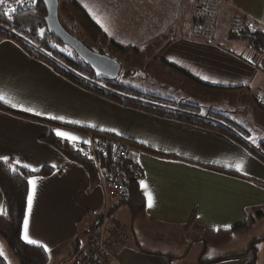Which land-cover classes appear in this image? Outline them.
<instances>
[{
    "label": "crops",
    "instance_id": "1",
    "mask_svg": "<svg viewBox=\"0 0 264 264\" xmlns=\"http://www.w3.org/2000/svg\"><path fill=\"white\" fill-rule=\"evenodd\" d=\"M241 2L242 17L264 31V0ZM103 29L109 30L106 25ZM227 43L224 42L222 49L218 44L176 36L163 46L162 56L173 70H181L205 85L221 89L253 86L258 98L264 91V74L255 70L253 64L257 53L264 57V48L251 43L250 48L252 44L255 48L250 50L233 41ZM205 76L207 80L202 79ZM0 95L17 105L14 108L0 101L4 106L0 108V157L7 156L11 162L19 161L20 166L27 164L28 169L36 171L44 167L54 169L48 176L33 178L36 191L29 215V235L50 249L46 252L48 264H67L66 260L70 259L73 264L85 244L81 247L76 243L73 248L72 242L82 233L89 237L91 232L88 226L85 231L82 220L86 218L91 225L100 216L104 193L90 185L88 174L79 164L66 159L44 138L58 137L57 129L69 132L78 140L58 138L76 150V146L85 141L84 134L59 128L50 117L73 116L72 105L82 108L85 101L92 106L107 104L75 89L49 66L28 56L2 35ZM113 107L116 112L119 110ZM130 110L121 108L120 119L130 116L128 121L138 124L135 127L119 120L113 121L114 125L99 124L95 115L88 112L85 113L90 125L83 126L110 132L146 149L131 154L143 172L136 184L144 201L141 217L134 219L127 206L117 200L109 203L110 222L123 225L127 238L125 244L119 246L114 264H207L200 260L228 256L235 257L208 264H248L246 247L264 234L257 226L261 221L262 225L264 223V164L238 141L220 133L177 121L142 117ZM37 112L40 115H36ZM237 138L243 140L240 136ZM240 163L243 171L237 172L235 165ZM141 181L152 196V208L147 206L148 197L141 188ZM250 218L255 219L252 228L247 229L248 233L241 232L245 231L243 226ZM233 228L237 229L232 231ZM228 230L231 238L223 245L205 244L198 233ZM239 242L243 244L240 248ZM255 247L253 264H264L259 261L264 256V242H258Z\"/></svg>",
    "mask_w": 264,
    "mask_h": 264
},
{
    "label": "rangeland",
    "instance_id": "2",
    "mask_svg": "<svg viewBox=\"0 0 264 264\" xmlns=\"http://www.w3.org/2000/svg\"><path fill=\"white\" fill-rule=\"evenodd\" d=\"M70 1L79 3L85 9L91 19L98 25V27L107 35L108 39L115 42L121 48L127 50L125 53H120L111 48L107 43L99 44V41H95L93 46L94 49H96V52H92L98 54L103 52L104 54L101 55L116 60L121 66L119 76L122 75V71H133V75H131L130 78L122 79L124 84H130L129 89L124 88L117 90L113 87H105L107 92H112L113 90V92H115L121 98L131 97L135 100L145 101L143 105L139 103L142 107H146L143 111L132 108H130L131 110L129 109L130 111L134 110L132 112L139 113L142 117L152 116L156 119L175 121V119H172V116L170 117V115L175 110H182V107H179L177 104L184 103L190 105V109H188V111L193 114L198 113L201 116H204L202 117L204 120H227L229 121L226 124L227 126H230V123H236L242 129V132L235 129L237 133L240 132V134H237V136H240L248 143V145H250V147H252L253 150L257 151L262 157H264V150L259 146L260 144L264 145V111L257 105V91L253 86H250L249 89H215L212 87L202 86L199 83L188 80V78L179 72L181 70L175 71L170 67L162 66V62L166 61V59L162 56V53H164L163 46H165L167 42L171 41V39L176 36H185L202 41H204V38L211 39L213 44H218V46L224 49V42H228L227 44L232 42L225 37V31L228 29L231 22L236 21L237 17H242V14L240 13L242 10L240 9L241 7L239 5L242 3V0H58L59 4L61 5ZM97 12L99 13L96 14ZM94 18L97 20L101 19L103 21L97 22ZM203 21H206L207 23H204L205 30L199 29V33L195 32L197 33L195 34L193 32V27L200 26ZM105 25L109 29L108 32L103 29V27L105 28ZM211 27L213 29H211ZM222 30L224 31L222 32ZM14 35L17 36V38L23 40L28 46H34L32 41L24 39L22 36L18 35V33L15 32ZM2 36L6 40L14 42L22 50L21 46L18 45L15 39H8V37L5 35ZM79 37H82V39L85 41V38L82 34H79ZM233 42L238 44L241 48L244 47L245 49H248L249 47L250 50L251 48H255L253 44L250 48L251 43L245 40ZM99 51L102 52L100 53ZM53 61L56 62L62 69H65V66L57 62V60L54 59ZM47 66L50 67V65ZM50 68L57 75H59L60 78L67 81L75 89H80L87 93L88 96L99 100V102L107 104L106 106L105 104L101 105L100 103H97L95 105L93 104L92 106L88 104V101H85L86 104L82 107L83 110L80 106L74 104L72 107H74L73 111L75 115L62 116L64 117L63 121L53 119L54 122L52 123H58L55 125L59 126V128L66 129L68 127H83L90 125V118L85 112L90 114L93 113L99 124L114 125V122L119 120V122H123L125 124H134L131 127L138 125L137 123L128 121L130 116H124L125 118L120 119L121 108L128 110L125 107L119 105L120 101L110 100L104 95L98 96L92 91L95 88L88 86L103 82V80L98 81L95 79V77L90 78L86 76L84 78L87 80L88 85L82 89L70 81L72 80L73 76L69 77L65 75L66 77L70 78L68 80L67 78L62 77L63 75H60L55 69H53L52 66ZM262 78H264V76ZM147 102L148 106H146ZM150 103L162 106L163 108H155L150 106ZM113 106L118 107L119 110L116 112V109H114ZM150 109L160 110L164 112V114L168 115H162L158 113V115L154 114L153 116L150 115ZM154 112L157 113L156 111ZM133 116L135 115L133 114ZM70 119L77 121L79 124L68 123V120ZM144 119L145 118H142L141 120ZM71 132L80 134L74 132L73 130H71ZM249 138L254 139L255 143H252L251 139ZM124 144H131L134 147L136 145L131 141L125 142ZM239 144L242 145L241 143ZM76 151L79 154H82L81 151ZM113 152L115 153V151ZM251 154L260 160L262 164H264V160L261 159L257 154L253 152ZM14 164L20 166L16 162H14ZM109 164L110 163H106L105 165L107 167H112L113 163L111 165ZM103 167V165H99L98 171L92 167L95 171V177L89 178L90 185L97 186L102 191V193H104L105 190V187H103L104 184L102 182V177L104 176ZM32 169L33 168L30 170ZM95 180L97 182H95ZM259 183L263 184L262 182H257V184ZM110 202L111 200L106 205V200H104L102 213L100 216L95 218L91 225L89 223L90 221L86 218H84L85 221L82 220V224H84L85 231H87L86 228L88 226L89 232H91L89 236L91 234L95 235V240L100 243L102 239H104V235L106 238L112 233V231H115L114 235L111 234V239L113 241L115 240V243L118 244L117 247L113 248L112 250L109 245H105L103 242L101 243L103 248L111 255V264H114L118 259L119 246L125 244L124 242L127 238L123 225L121 226L111 223L109 218H107L109 215L107 206H109ZM250 219L246 226H243L245 231L241 232L248 233L247 229L249 228L248 230H250L252 228V223L255 221V219ZM103 223H105L106 227H104ZM257 226L259 231L264 230V223L262 225V221L260 222V225L258 224ZM109 227H112V231ZM122 228L124 229L123 232ZM86 237L87 236L85 233L80 234L77 238L78 240L72 242L73 248L76 247V243H79L82 247V245H84L86 242ZM259 239L260 242H264V234L259 237ZM259 239L255 238L246 247L248 261L252 260L253 252L255 250L251 244H257ZM237 245L238 248H240L243 244L242 242H239ZM0 249L3 250V257L7 259L9 264H17L15 259L13 257L11 258V254L8 253L6 240H4L1 235ZM100 249L103 250L102 248ZM71 261V259L69 261L66 260V263L69 264ZM259 261H264V256L260 258Z\"/></svg>",
    "mask_w": 264,
    "mask_h": 264
},
{
    "label": "trees",
    "instance_id": "3",
    "mask_svg": "<svg viewBox=\"0 0 264 264\" xmlns=\"http://www.w3.org/2000/svg\"><path fill=\"white\" fill-rule=\"evenodd\" d=\"M46 16V10L43 6L41 0H36V3L33 4L30 8H25L23 10H18L15 14H12V19L9 20L0 14V35H5L8 39H15L18 45L21 46L22 50L30 57L35 60L44 63L45 65L52 66L62 77H66L65 75L72 77L71 82H73L78 87L84 89L88 82L84 78L86 76L93 78L94 73L92 70L84 64V62L79 59L71 49L64 46L59 40L54 38L52 35L48 34L46 31V27L44 24V18ZM58 21L62 28L72 37L79 40L87 49L90 51H95L93 43L95 41H99V44L107 43L111 48L115 49L117 52L125 53L127 50L121 48L115 42L108 39L107 35L98 27V25L91 19V17L87 14L85 9L77 2L70 1L67 3L59 4L58 8ZM230 27V28H229ZM228 29L225 31V37L230 41H247L255 44L259 49L264 48V31L255 27L253 23L248 21L245 18L237 17L236 21L230 23ZM13 29H15L13 31ZM39 29H44L43 35L39 33ZM211 29H213L211 27ZM224 30H222L223 32ZM18 33V35L22 36L26 40H30L34 43V46H28L24 43L23 40L17 38L14 34ZM79 34H82L85 38V41L82 37H79ZM88 44H87V43ZM258 49V50H259ZM100 53L102 51H99ZM101 54H104L103 52ZM46 56V57H45ZM57 60V62L61 63L65 66V69H62L56 62L53 60ZM162 65L173 68L167 62L163 61ZM72 72H71V70ZM179 71V70H176ZM183 76L188 78V80L199 83L202 86L212 87L205 85L204 83L191 78L188 74H185L179 71ZM133 75V71H122V75L118 77L115 81H103L97 84L88 85L94 87L92 90L93 93H96L98 96L104 95L108 97L110 100L120 101L122 107L127 109H135V110H144L146 107H142L140 104H144L145 101L135 100L131 97H119L115 92L106 91V88L113 87L114 89H129L130 84H124L122 81L123 78H130ZM129 76V77H128ZM121 81V82H120ZM132 87V86H131ZM215 89H221L212 87ZM103 96V97H104ZM258 105V98L256 100ZM140 103V104H139ZM179 103V102H177ZM179 107H182V110H175L171 113L170 117L175 119L177 122L185 123L191 126H195L197 128L206 129L209 131H216L221 134L227 135L228 137L238 141L242 144L248 151L251 153H255L259 156L260 153L253 150L250 145L244 140H240L237 138V130L242 132V129L236 123H230V126H227V120H215L208 121L204 120V116L200 117V114H193L188 111L190 109V105L187 104H177ZM145 106V105H144ZM148 106V102L146 104ZM150 106L160 109L159 105H155L154 103H150ZM259 106V105H258ZM192 107V106H191ZM260 107V106H259ZM0 108H4V106L0 105ZM163 108V107H162ZM197 108V107H195ZM148 110V109H147ZM150 109V115L154 114H164V112L160 110ZM212 114V112H211ZM168 115V114H164ZM200 115V116H198ZM218 115V114H217ZM220 115V114H219ZM70 128V129H69ZM64 129V128H63ZM65 130L84 134L88 131L96 132L97 134L103 135H111L115 137L122 138L118 135L112 134L110 132L86 128V127H68ZM48 144H50L56 151L62 154L66 159L79 164L89 175V178L95 177V171L92 168V165L81 156L73 146L67 141H63L55 135H49L44 138ZM129 141V140H128ZM133 143V142H132ZM135 144L141 147L140 144ZM260 147L264 150V145L260 144ZM264 160V157L259 156ZM9 164L12 165L16 171H13L9 168ZM54 171L53 168L44 167L38 171H32L28 168H24L22 166L15 165L14 162L8 160L5 162L0 160V192L3 198V207L4 213L0 214V235L6 240L8 253L11 254V258L13 257L17 264H48V255L43 250V248L37 245H31L25 243L21 240V231L22 225L24 222V214L26 212L27 207V195L29 190L28 180L36 177H45L51 174ZM95 182H97L95 180ZM119 204H125L129 211L132 214L134 219L141 217L142 212L144 210V201L140 193L138 192L137 185L134 184L129 191L128 199L117 200ZM107 206L109 212L110 207ZM108 218V217H107ZM112 231V227H109ZM239 227L238 229H240ZM237 228H233L235 230ZM200 235V240L205 244L212 245H223L231 238V231H219L216 233H206L204 231L198 232ZM260 242V240H259ZM255 248L253 252V258L255 257V253L257 249ZM247 254V250L245 252ZM235 256L221 257L213 260H200V263H215L226 259H232ZM252 258V260H253ZM255 259V258H254ZM249 261L248 264H253V261ZM0 264H9L6 258L0 256Z\"/></svg>",
    "mask_w": 264,
    "mask_h": 264
},
{
    "label": "built area",
    "instance_id": "4",
    "mask_svg": "<svg viewBox=\"0 0 264 264\" xmlns=\"http://www.w3.org/2000/svg\"><path fill=\"white\" fill-rule=\"evenodd\" d=\"M32 6L33 3L31 0H23L22 6H18L16 0H6L5 5L0 6V14L6 11L8 7L17 8L16 12H18V10L20 11ZM16 12L12 14H15ZM204 23L207 24L206 21H203L200 26L193 27V32L199 33V29L205 30ZM204 42L213 44L212 40L207 38H204ZM256 59L259 62L254 66V68L264 74L263 55L261 53H257ZM258 104L264 108V91L258 96ZM84 135L85 141H88L89 143L83 142L82 144L77 145L76 150L81 151L82 157L85 158L97 171L99 165L104 166V176L102 177V182L104 184L103 187H105L104 200H106V205L110 200L128 199L131 187L134 184H137L143 176L141 167L138 163H136L131 154L134 151L142 152V148L137 145L134 147L131 144H124L128 141L111 135L97 134L90 131L84 133ZM113 151H115V153ZM106 163H110L109 165L113 163L112 167H107L105 165ZM103 224L104 227H106L105 223ZM111 234L114 235L115 231H112ZM111 234L106 238L104 235V239H102L101 243L103 242L105 245H109L113 250V248L117 247L118 244L115 243V240L113 241L111 239ZM95 237L96 236L93 234L88 237L87 245L75 258L73 264H99L101 262L104 264L112 263V261H110L111 255L103 248V245L100 242L95 240Z\"/></svg>",
    "mask_w": 264,
    "mask_h": 264
},
{
    "label": "water",
    "instance_id": "5",
    "mask_svg": "<svg viewBox=\"0 0 264 264\" xmlns=\"http://www.w3.org/2000/svg\"><path fill=\"white\" fill-rule=\"evenodd\" d=\"M46 10L44 24L48 34L59 40L81 59L94 73L96 80L115 81L117 80L121 66L114 59L94 53L87 49L79 40L69 35L58 21V0H41Z\"/></svg>",
    "mask_w": 264,
    "mask_h": 264
},
{
    "label": "snow or ice",
    "instance_id": "6",
    "mask_svg": "<svg viewBox=\"0 0 264 264\" xmlns=\"http://www.w3.org/2000/svg\"><path fill=\"white\" fill-rule=\"evenodd\" d=\"M31 2L33 4H35L36 0H31ZM48 2H49V0H45V3H48ZM5 3H6V0H0V6L5 5ZM16 3H17L18 6H22L23 5V0H16ZM16 11H17V8L8 7L7 10L2 13V15L4 17H6L7 19L11 20L12 19V13H14ZM14 30L15 29H13V31ZM43 32H44V29H39V33L41 35H43ZM202 79L207 80L208 77L205 76V77H202ZM0 101H2L5 104H9L11 107H14V108L17 107V105L15 103H13L12 101L8 100L6 98V96H4V95H0ZM22 110L23 111H32V109H29V108H22ZM35 114L36 115H40V113H38V112L35 113ZM50 118L51 119L61 120V121L64 120V117H62V116H52ZM68 123H78V122H76V121H68ZM56 135L58 137H61V138H64L66 140L73 141V142L78 140V137L72 135L69 132L60 131L59 129L56 130ZM249 139H251L252 143H255L254 139H252V138H249ZM84 143H89V142L88 141H84ZM0 160L8 162V157L7 156L0 157ZM16 163H19V161H17ZM23 167L28 168L29 165L24 164ZM53 167H55V165H53ZM9 168H11L13 171H16V169L13 168L11 164H9ZM235 170L237 172L243 171V164L242 163L236 164L235 165ZM32 171H35V169H32ZM28 184L30 185V187H29L28 195H27V210H26V212L24 214L23 232H22L20 238H21V240H23L27 244L37 245V246L43 248V250L45 252H49L50 249L48 248V246L46 244L42 243L41 241H39L37 239L31 238L30 235H29V215H30V213L32 211L33 200H34V197H35L36 180L35 179H29L28 180ZM140 185H141V188L145 189V195L148 197V205L147 206L149 208H152L153 207V199H152L151 194L146 191L147 185L144 183V181H141ZM3 255H4L3 250L0 249V256H3Z\"/></svg>",
    "mask_w": 264,
    "mask_h": 264
},
{
    "label": "bare ground",
    "instance_id": "7",
    "mask_svg": "<svg viewBox=\"0 0 264 264\" xmlns=\"http://www.w3.org/2000/svg\"><path fill=\"white\" fill-rule=\"evenodd\" d=\"M208 5V4H207ZM259 61L258 60H256L255 62H254V64H253V68H254V66L258 63ZM255 69V68H254ZM256 70V69H255ZM258 71V70H257ZM259 72H261V71H259ZM262 73V72H261ZM263 92V91H262ZM259 105V104H258ZM260 106V105H259ZM260 108H262L261 106H260ZM263 109V111H264V108H262ZM90 132H92V131H90ZM92 133H96V132H92ZM142 148V151H146V149H144L143 147H141ZM95 231V230H94ZM87 242H88V238L86 239V242H85V246L87 245ZM102 258V257H101Z\"/></svg>",
    "mask_w": 264,
    "mask_h": 264
}]
</instances>
